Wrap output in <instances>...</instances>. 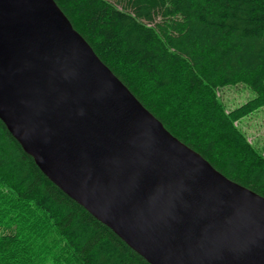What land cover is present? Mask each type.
<instances>
[{
  "label": "water",
  "instance_id": "1",
  "mask_svg": "<svg viewBox=\"0 0 264 264\" xmlns=\"http://www.w3.org/2000/svg\"><path fill=\"white\" fill-rule=\"evenodd\" d=\"M0 119L150 264H264V196L173 136L54 0H0Z\"/></svg>",
  "mask_w": 264,
  "mask_h": 264
},
{
  "label": "trees",
  "instance_id": "2",
  "mask_svg": "<svg viewBox=\"0 0 264 264\" xmlns=\"http://www.w3.org/2000/svg\"><path fill=\"white\" fill-rule=\"evenodd\" d=\"M163 126L264 196V153L236 122L264 105V0H54ZM254 98L227 111L220 88ZM0 264H150L67 196L0 119Z\"/></svg>",
  "mask_w": 264,
  "mask_h": 264
},
{
  "label": "rangeland",
  "instance_id": "3",
  "mask_svg": "<svg viewBox=\"0 0 264 264\" xmlns=\"http://www.w3.org/2000/svg\"><path fill=\"white\" fill-rule=\"evenodd\" d=\"M217 95L221 98L227 111L239 108L254 98V93L244 84L222 87L218 90ZM236 125L252 144L264 153V105L254 108L239 119Z\"/></svg>",
  "mask_w": 264,
  "mask_h": 264
}]
</instances>
